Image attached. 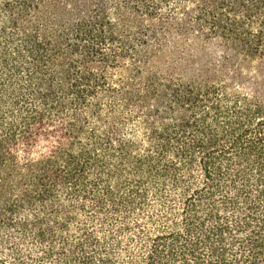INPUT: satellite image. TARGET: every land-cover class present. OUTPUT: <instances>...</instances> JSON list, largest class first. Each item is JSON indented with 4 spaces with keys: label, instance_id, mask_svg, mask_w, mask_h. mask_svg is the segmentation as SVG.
I'll list each match as a JSON object with an SVG mask.
<instances>
[{
    "label": "trees",
    "instance_id": "1",
    "mask_svg": "<svg viewBox=\"0 0 264 264\" xmlns=\"http://www.w3.org/2000/svg\"><path fill=\"white\" fill-rule=\"evenodd\" d=\"M0 264H264V0H0Z\"/></svg>",
    "mask_w": 264,
    "mask_h": 264
}]
</instances>
